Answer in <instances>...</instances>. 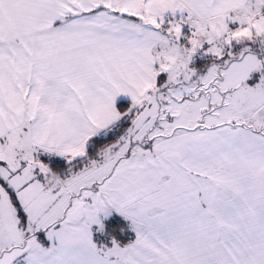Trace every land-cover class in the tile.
Here are the masks:
<instances>
[{"label": "snow or ice", "instance_id": "snow-or-ice-1", "mask_svg": "<svg viewBox=\"0 0 264 264\" xmlns=\"http://www.w3.org/2000/svg\"><path fill=\"white\" fill-rule=\"evenodd\" d=\"M0 264H264V0H0Z\"/></svg>", "mask_w": 264, "mask_h": 264}]
</instances>
